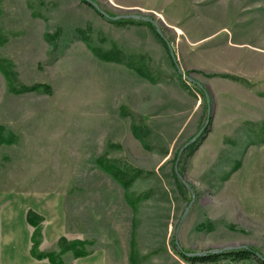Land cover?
I'll return each mask as SVG.
<instances>
[{"label":"rangeland","instance_id":"1","mask_svg":"<svg viewBox=\"0 0 264 264\" xmlns=\"http://www.w3.org/2000/svg\"><path fill=\"white\" fill-rule=\"evenodd\" d=\"M93 1L110 16H149L162 35L143 19L111 22L88 0H0V56L23 83L53 89L12 93L0 72V125L18 137L0 144V264H51L30 252V209L43 216L40 249L87 241L86 258L68 252L66 264H191L181 249L229 246L263 259L264 0ZM91 46L118 47L134 66ZM207 119L178 162L184 193L177 155ZM101 158L143 172L125 186Z\"/></svg>","mask_w":264,"mask_h":264},{"label":"trees","instance_id":"2","mask_svg":"<svg viewBox=\"0 0 264 264\" xmlns=\"http://www.w3.org/2000/svg\"><path fill=\"white\" fill-rule=\"evenodd\" d=\"M122 20H128L132 21L133 19H115L110 20L111 22H120ZM150 26L154 28L152 24L147 22ZM156 34L160 37V34L158 31H156ZM2 31H0V43L4 41V37H2ZM53 35L51 33H47L46 37L48 40H51V37ZM91 49L93 52L102 60L105 61H117V62H125L132 66H134V62L132 59L128 57V54L116 47L112 50H103L101 48H98L96 46H91ZM143 56L138 57L136 60L139 61L136 66H138L139 70H141L140 66H142L141 62L143 60ZM147 63V62H146ZM138 70V71H139ZM0 72L4 75L8 90L12 93H24L28 91H39V92H48L51 93L53 91L52 86L49 83L44 82H35L31 84L23 83L19 78V73L16 69L15 63L7 57L0 56ZM140 74H144L143 72ZM223 76H229V77H235L232 75L223 74ZM199 90V89H198ZM131 129L135 136L140 139L142 144L144 146H149V138H147L150 134V128L145 123L139 121L138 119H134L131 123ZM5 127L3 125H0V144L7 143V142H13L14 140L18 138L15 133H5ZM207 129H205L204 132H206ZM192 146V145H191ZM192 147L189 148L188 152L191 151ZM101 165L106 170L112 172L114 176L125 186H128L131 182H133L134 178L139 176L143 171L141 169H128L125 167H121L118 165L111 164L109 159L101 158L100 159ZM241 166V161L236 160L233 167L230 169L228 175H225V179L229 178V176L236 171ZM179 171L180 173H183V170L181 166L179 165ZM173 177L175 179V182L180 188L182 192L185 193V191H189L188 187L184 184V182L181 181L180 177L176 173V171L173 169ZM148 194V193H147ZM145 195H138L136 197V200L142 199L143 197H146ZM133 202V200H131ZM43 220V216L39 214L37 211L30 209L27 214V221L29 224L34 226V232L32 235V246L30 249L31 254L37 258V259H44L47 258L51 264H66L63 254H66L68 252H71L75 258H84L89 253L90 250L87 249V241L85 239L80 238H67L66 236H60L58 240V247L59 249L57 251H48V250H42L40 249V244L42 242V235H41V225L40 222ZM193 251H187L185 249H181L182 256L191 264L196 263H205V262H217L220 258H228L231 261H240V260H246L250 259L252 257L259 258L263 263L264 260L258 257L257 250H255L253 247L249 248H234L231 250H224L221 252H208L204 254H194Z\"/></svg>","mask_w":264,"mask_h":264},{"label":"water","instance_id":"3","mask_svg":"<svg viewBox=\"0 0 264 264\" xmlns=\"http://www.w3.org/2000/svg\"><path fill=\"white\" fill-rule=\"evenodd\" d=\"M91 4H93V6L95 8H97L104 16L110 18V19H119V18H122V17H125V18H135V19H143V20H146V21H150L152 23H154L156 25V28H157V31L161 33V30L160 28L158 27L156 21H154L151 17L149 16H146V15H141V14H124V15H116V16H110L107 12H105L103 9H101L99 7V5L94 2L93 0H88ZM162 35V33H161ZM172 55H173V52H172ZM174 57V56H173ZM185 77L191 81H193L194 83H197V85H199L201 88L204 89V87L202 86V84L197 81L196 79L192 78V77H189L187 75H185ZM205 92V97H206V101L208 103V105H210V98H209V94L208 92H206V90H204ZM208 113H210V106L208 107ZM207 122H208V119L206 121V123L204 124V126L198 131V133L196 135H194L179 151L178 155H177V159H176V163H175V170L176 172L178 173L179 177L181 178V174L180 172L178 171V162H179V159L181 157V154L184 150L185 147H187L189 144L193 143L197 137L203 132L205 126L207 125ZM182 181L186 184V186H188L190 188V185L183 179L181 178ZM191 189V188H190ZM192 191V189H191ZM193 197H192V200L190 201L189 203V206L192 204L193 200H194V194H192ZM189 207H187V209L185 210V213L184 215L186 214L187 210H188ZM183 215V217H184ZM231 249H234V247H225V248H214V249H210V250H205L203 252H195L194 254H204V253H208V252H221V251H224V250H231ZM258 255H261L260 252H257ZM262 257V256H261ZM264 259V257H262Z\"/></svg>","mask_w":264,"mask_h":264},{"label":"crops","instance_id":"4","mask_svg":"<svg viewBox=\"0 0 264 264\" xmlns=\"http://www.w3.org/2000/svg\"><path fill=\"white\" fill-rule=\"evenodd\" d=\"M86 258V257H85Z\"/></svg>","mask_w":264,"mask_h":264}]
</instances>
